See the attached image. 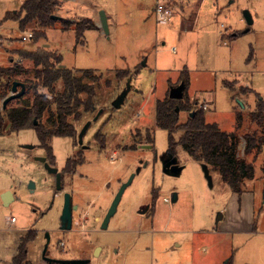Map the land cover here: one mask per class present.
Returning a JSON list of instances; mask_svg holds the SVG:
<instances>
[{
	"label": "rangeland",
	"instance_id": "1",
	"mask_svg": "<svg viewBox=\"0 0 264 264\" xmlns=\"http://www.w3.org/2000/svg\"><path fill=\"white\" fill-rule=\"evenodd\" d=\"M22 1L0 0V65L18 62L29 69L30 61H22L14 51L43 49L61 55L60 67L97 70L103 74L96 90L98 105L79 127L92 121L98 110L101 113L86 132L90 146L83 152L84 162L62 183V192L70 193L76 206L69 231H58L62 195L53 175L35 160L44 156L35 131L0 134V264H12L21 238L30 231L35 238L26 243L23 264H49L41 254L47 233L46 256L88 260L85 264H264L260 160L254 166V179L244 181L240 195L230 191L216 170L211 172L209 186L200 164L181 147L175 156L181 170L167 174L163 172L167 132L155 126L154 117L156 100L178 85L186 70L185 94L191 103L205 106L208 123L233 131L241 114L248 125L254 97L243 98L242 108L238 103L242 98L234 97L223 81L237 80V85L249 86L264 98V0H218L217 4L206 0L198 22L184 30L177 24L179 10H174L176 15L168 24L156 23L152 13L156 0H61L54 13L62 18L95 21L100 11L107 17L108 34L100 28L89 29L81 42L73 27L64 28L60 22L47 27L44 37L22 41L21 36L32 32L33 26L20 31L15 22H2ZM192 1L183 0L184 12L191 10ZM233 34L239 35L233 38ZM118 70L137 73L128 81H118ZM14 78L23 80L25 75ZM105 80H111L110 84ZM127 87L124 102L114 108L113 98ZM26 96L13 99V105L25 103ZM186 116L187 112H181L179 122L184 123ZM98 129L106 135L101 151L93 139ZM147 130L152 133V145L145 142ZM72 142L77 144L68 137L51 141L59 171L76 151ZM244 143L241 140L239 145L240 157ZM114 151L117 158L113 160ZM137 168L107 228L101 229L100 221L120 185ZM6 191L13 196L8 205L2 200ZM173 193L177 200L171 203Z\"/></svg>",
	"mask_w": 264,
	"mask_h": 264
},
{
	"label": "trees",
	"instance_id": "2",
	"mask_svg": "<svg viewBox=\"0 0 264 264\" xmlns=\"http://www.w3.org/2000/svg\"><path fill=\"white\" fill-rule=\"evenodd\" d=\"M60 4V0H23L18 10L5 14L2 22H15L20 31L33 26L31 39L34 40L44 37L47 27L60 22L64 28L73 27L77 40L81 42L85 31L96 28L94 21L90 18L71 20L61 16L60 19H53L54 11ZM14 53L22 61H30L31 68H23L18 62L9 66L0 65V99L9 94L13 81H19L25 85L23 95H27V100L23 104L13 105L12 99L10 101L13 102H8L5 108L1 103L0 134L4 130L19 132L33 129L39 141L38 147L44 151L47 162L54 166L52 139L68 137L77 143L80 122L92 111L93 106L98 105L96 90L103 74L93 69L60 67L62 57L57 52L37 49L15 50ZM10 58L12 59V56ZM135 73L137 71L132 73L129 70H118L115 71V78L118 81L128 80ZM19 74L25 75V78L16 80L14 77ZM181 75L180 80L185 83L183 98L171 99L167 91L166 96L156 100L154 106L155 126L167 132V156L175 157L177 147H181L194 161L206 164L210 173L216 170L230 191L239 195L243 192L244 181L254 179V166L258 160L264 180V98L248 86L237 85V80H224L223 86L231 92L234 91V97L253 96L255 101L248 114V125L245 126L241 114H238L236 128L233 131H222L216 124L206 121L203 105L198 106L188 100L185 94L188 84L187 71L184 70ZM105 82L110 84L111 80ZM181 112H187L184 123L179 122ZM191 113L193 116H190ZM145 136V142L152 145L151 131L147 130ZM105 137L100 131L93 136L101 149L106 144ZM242 139L245 147L243 157H240L238 147ZM128 147L131 150L135 148ZM77 157V161L67 159L65 167L61 170L62 177L72 176L77 166L84 162L82 152H78ZM156 199L154 195L153 207ZM34 236L35 233L30 231L21 238L12 264H23L26 261L25 246L35 238Z\"/></svg>",
	"mask_w": 264,
	"mask_h": 264
},
{
	"label": "water",
	"instance_id": "3",
	"mask_svg": "<svg viewBox=\"0 0 264 264\" xmlns=\"http://www.w3.org/2000/svg\"><path fill=\"white\" fill-rule=\"evenodd\" d=\"M245 20L247 22V24H251L252 20L251 18L248 16V14L244 15ZM53 19H60V16L58 15H53L52 16ZM99 27L102 30V32L104 34H108V23H107V18L106 15L104 14L103 11H100L99 14ZM248 29H246L244 32H247ZM144 63V62H143ZM128 81V80H127ZM185 90V83L183 81H181L178 85L176 86H172L169 89V98L171 99H175V100H181L183 98V93ZM25 92V85L22 82L19 81H13L12 85H11V90L9 92V94L7 96H5L2 99V105L3 108L6 107V104L14 99L17 98L21 95H23ZM128 92V87L123 89L116 97L115 99H113L112 101V106L116 109L120 108V106L122 105V103L124 102L125 96ZM238 103L241 105L242 108H244V103L242 100H238ZM178 110V109H176ZM101 110H99L97 112V114L93 117V121H95L98 116L100 115ZM190 116H193V113H191ZM92 121H87L80 129L79 133H78V143L81 144L83 141V137L86 133V131L88 130L90 124ZM36 123V122H34ZM36 161H39L40 163L43 164L44 168L46 169V171L53 175L55 178V184H56V190L60 192V194L62 195V209H61V214L59 217V227H58V231H69L72 228V224H73V219H72V211L74 209H76V206L72 204V198H71V194L68 192H62V185H61V173L59 172V170L55 167L50 165L45 156H36L35 157ZM202 172L204 174L205 179L208 182L209 186H212V175L210 173V170L208 168V166L206 164H200ZM140 170V168H137L135 170V172L131 173L129 175V177L127 178L126 181H124L118 191L116 192L109 208L107 209V212L104 216V218L101 221V229H106L108 226V222L110 220V218L114 215L116 208L118 206V203L120 201V198L124 192V190L131 184L134 176L136 173H138ZM181 170V167L178 166L176 158L173 157L170 160H163V172L167 173V174H174L177 173L178 171ZM32 185V189L30 192L33 191L34 189V184L31 182ZM30 188V186H29ZM2 200L4 205H8L9 202H11L13 200V196L10 192L6 191L2 194ZM177 200V194L173 193L171 195V203L176 202ZM222 215L219 214V216H217L216 218V224L219 221V219H221ZM47 237V243L44 246L41 254H42V259L49 263V264H85L88 262V260L85 259H79V260H61V259H54V258H50L48 256H46V250H47V246L49 243V235L46 234Z\"/></svg>",
	"mask_w": 264,
	"mask_h": 264
},
{
	"label": "crops",
	"instance_id": "4",
	"mask_svg": "<svg viewBox=\"0 0 264 264\" xmlns=\"http://www.w3.org/2000/svg\"><path fill=\"white\" fill-rule=\"evenodd\" d=\"M158 0H156L157 2ZM165 5L171 7L173 10H179L180 11V14L181 16L179 17V20L177 21V24L178 26L180 27V30H184V29H192L194 24L196 23V21L198 22V17L200 15V12H201V7L203 5V3L206 1V0H193V4H192V7H191V10L189 12H184V9H183V6H182V2L183 0H161ZM217 1L216 0V4H217ZM61 2V0H60ZM156 2H155V5H156ZM155 5L153 7V16H154V8H155ZM215 12L216 9H215ZM214 12V13H215ZM184 13V15H182ZM216 14V13H215ZM107 18V17H106ZM93 20V19H92ZM156 21V20H155ZM157 23V22H156ZM94 24L96 26V28H100L99 27V19L98 20H95L94 21ZM160 24V23H158ZM102 31V30H101ZM226 34L222 33L221 34V38L225 37ZM233 38L237 37L236 34H233L232 35ZM249 87V86H248ZM242 101L244 103V100L242 98ZM243 140V139H242ZM241 145V144H239ZM245 147V143L244 145L242 146V149L241 151H243V148ZM240 149V146L238 147V150ZM115 152V151H114ZM34 190V189H33ZM33 192V191H32ZM166 199V198H165ZM165 201V200H164Z\"/></svg>",
	"mask_w": 264,
	"mask_h": 264
},
{
	"label": "built area",
	"instance_id": "5",
	"mask_svg": "<svg viewBox=\"0 0 264 264\" xmlns=\"http://www.w3.org/2000/svg\"><path fill=\"white\" fill-rule=\"evenodd\" d=\"M175 15H176V12H174V10L171 7L165 5L161 0H158L156 2L155 8H154V16H155V20L157 23L168 24L171 18L174 17ZM31 38H32V32H26L24 33V35L21 36L22 41H26ZM110 158L113 160L116 159L117 158L116 152H112L110 154ZM165 201H168V200L165 199ZM11 221H14V218H11Z\"/></svg>",
	"mask_w": 264,
	"mask_h": 264
},
{
	"label": "flooded vegetation",
	"instance_id": "6",
	"mask_svg": "<svg viewBox=\"0 0 264 264\" xmlns=\"http://www.w3.org/2000/svg\"><path fill=\"white\" fill-rule=\"evenodd\" d=\"M99 111V110H98ZM97 111V112H98ZM93 121V120H92ZM96 121V120H95ZM95 121H93V122H95ZM91 124H92V122H91ZM91 124H90V126H91ZM83 126V125H82ZM81 126V127H82ZM90 126H89V128H90ZM81 127H79L78 128V132H77V144L75 145L73 142V146H74V149L76 150L75 151V153H74V155H72L71 157H69V158H71V160L72 161H77L78 160V152H84L85 150H87V149H89V142H85V135H86V133H85V135H84V137H83V141H82V143L81 144H79L78 143V133H79V131H80V129H81ZM100 131V129H98V131L96 132V133H98ZM87 132V131H86ZM96 133H94V135L96 134ZM104 148H99V151H101V150H103ZM173 157H166L164 160H170V159H172ZM81 165V164H80ZM55 166V165H54ZM79 166V165H78ZM77 166V167H78ZM60 173H61V171H59ZM67 177H70V176H63L62 177V175H61V185H62V183H63V181L65 180V178H67ZM53 178H54V176H53ZM54 180H55V178H54ZM62 188H63V185H62ZM60 192L58 191V194H59ZM72 204H73V201H72ZM150 208V207H149ZM74 211V210H73ZM73 211H72V219H73ZM103 219V218H102ZM102 219H101V221H102ZM100 221V222H101ZM99 222V223H100ZM73 225V224H72ZM58 226H59V224H58ZM48 234V233H47ZM49 235V234H48ZM61 245L63 246V243H61Z\"/></svg>",
	"mask_w": 264,
	"mask_h": 264
}]
</instances>
